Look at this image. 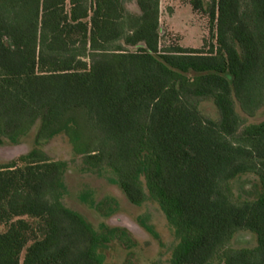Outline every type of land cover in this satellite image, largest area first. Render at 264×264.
<instances>
[{
  "label": "trees",
  "instance_id": "trees-1",
  "mask_svg": "<svg viewBox=\"0 0 264 264\" xmlns=\"http://www.w3.org/2000/svg\"><path fill=\"white\" fill-rule=\"evenodd\" d=\"M210 1L203 52L160 48L159 0H0V141L37 124L34 147L0 164V264H104L112 242L133 246L64 205L66 163L40 148L60 134L129 203L158 206L168 264H264V118L248 121L264 106V0ZM242 232L254 246L232 248Z\"/></svg>",
  "mask_w": 264,
  "mask_h": 264
},
{
  "label": "rangeland",
  "instance_id": "rangeland-1",
  "mask_svg": "<svg viewBox=\"0 0 264 264\" xmlns=\"http://www.w3.org/2000/svg\"><path fill=\"white\" fill-rule=\"evenodd\" d=\"M197 0H159V46L160 48L202 49L207 52L215 46V21L210 17L212 3L199 0L201 6L194 8ZM128 9L136 11L134 3L127 4ZM201 112L215 118L216 112L210 101L200 104ZM264 118V106L253 119ZM37 130L35 124L17 143L0 141V164H8L19 156L28 153L34 147ZM47 156L66 163L64 174V205L81 214L94 228L101 223L109 228H125L133 246L128 250L117 241L112 242L105 251L104 264H168L169 248L172 237L162 212L149 199L138 205L128 202L115 179L107 170H85L81 158L71 151L66 137L62 134L53 137L40 147ZM253 176H243L233 183L235 195L249 198L253 191ZM6 226L0 223V231ZM254 246V239L248 232L235 235L231 247L234 249Z\"/></svg>",
  "mask_w": 264,
  "mask_h": 264
}]
</instances>
